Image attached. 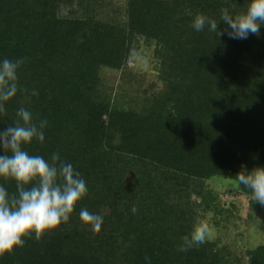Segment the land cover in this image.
I'll return each instance as SVG.
<instances>
[{"label": "trees", "instance_id": "1", "mask_svg": "<svg viewBox=\"0 0 264 264\" xmlns=\"http://www.w3.org/2000/svg\"><path fill=\"white\" fill-rule=\"evenodd\" d=\"M106 4L0 0V59H24L27 90L6 102L0 131L20 107L46 120L44 142L25 150L49 161L58 153L88 187L67 224L26 238L0 264H264V245L237 252L207 240L177 250L198 219L227 213L213 186L259 203L234 176L264 166V27L246 40L191 27L197 14H240L248 0H124L113 17ZM140 44L162 89L130 110L105 72H127ZM81 208L103 216L98 233Z\"/></svg>", "mask_w": 264, "mask_h": 264}, {"label": "clouds", "instance_id": "2", "mask_svg": "<svg viewBox=\"0 0 264 264\" xmlns=\"http://www.w3.org/2000/svg\"><path fill=\"white\" fill-rule=\"evenodd\" d=\"M225 28L219 32L218 24ZM191 27L196 32L205 28L216 36L227 35L230 39L246 40L249 35L259 36L264 27V0H248L245 11L240 14L221 9L219 19L197 14ZM23 58L0 59V115L6 110V102L23 89L19 81V70ZM31 95H38L33 89ZM17 120L6 130L0 131V257L11 255L23 248L26 238L39 241L48 232L67 224L76 205L88 194V187L81 173L72 163L53 153L50 161L40 155H30L25 147L33 140L43 143L46 120L34 121L33 113L20 107ZM14 184L10 191L8 184ZM237 186L249 190L253 200L264 204V166L241 170L234 176ZM133 215L137 209H131ZM80 221L98 233L104 223L103 216L81 208ZM209 225L198 222L189 235L182 238L179 252H187L206 242ZM146 264H151L145 257Z\"/></svg>", "mask_w": 264, "mask_h": 264}, {"label": "rangeland", "instance_id": "3", "mask_svg": "<svg viewBox=\"0 0 264 264\" xmlns=\"http://www.w3.org/2000/svg\"><path fill=\"white\" fill-rule=\"evenodd\" d=\"M109 16H115L113 10L121 9L124 0H105ZM106 4V5H107ZM66 12V8L62 9ZM151 49L140 44L133 52L127 72H105L108 85L114 87V96L118 104L130 110L138 109L145 95L158 92L162 85L155 80L150 63ZM212 188V187H211ZM219 195L220 204L227 213L220 218L206 214L198 219L209 225L206 241H217L219 246H227L237 252L253 250L264 245V204L254 203L250 206L248 199L225 194L220 186H213Z\"/></svg>", "mask_w": 264, "mask_h": 264}]
</instances>
